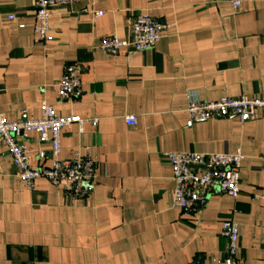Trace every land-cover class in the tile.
Instances as JSON below:
<instances>
[{"label":"crops","instance_id":"crops-1","mask_svg":"<svg viewBox=\"0 0 264 264\" xmlns=\"http://www.w3.org/2000/svg\"><path fill=\"white\" fill-rule=\"evenodd\" d=\"M240 1L77 0L53 9L55 38L41 44L35 0H0V112L37 119L46 100L60 115H79L82 126L62 130L59 157L89 155L97 168L86 200H72L44 177L28 188L3 147L0 264H221L227 219L239 223V264H264V201L253 199L264 192V109L244 121L191 120L187 112L191 96L264 97V0ZM141 13L169 25L154 48H100L110 34L131 41ZM68 63L81 70L76 98L58 94ZM130 114L135 125L125 121ZM28 146L32 165L51 164L37 132ZM238 149L237 198L214 191L198 216L173 205L166 152Z\"/></svg>","mask_w":264,"mask_h":264},{"label":"built area","instance_id":"built-area-1","mask_svg":"<svg viewBox=\"0 0 264 264\" xmlns=\"http://www.w3.org/2000/svg\"><path fill=\"white\" fill-rule=\"evenodd\" d=\"M77 0H35V32L36 41L47 44L54 40L51 31L53 9L58 6H68ZM237 8L241 1L231 0ZM103 12H96L97 16ZM15 18L14 14L9 16ZM168 24L154 18L150 14L141 13L133 20V39L127 41L117 34L103 36L100 48L109 54H118L122 49L146 51L152 49L161 40ZM80 67L68 63L58 82L60 98H76L82 93ZM41 117L37 119H21L10 121L0 112V150L5 147L18 168V175L26 186L32 189L39 178H47L55 186L64 190L72 200H86L88 186L96 179L97 168L95 160L89 156L77 153L72 158L62 159L61 133L64 127L85 122L79 115H60L54 105L46 100L40 104ZM264 109V97H224L218 100H201L198 97L189 98L187 112L191 120H209L211 118L237 116L242 121L247 118H258V111ZM128 125L137 123V116L127 115ZM98 120L94 119L93 124ZM39 135V142L50 144L49 165H32V154L28 146L30 132ZM36 156L47 159V150L39 148ZM172 167L174 188L173 205L185 209L198 216L204 209L210 195L214 191L237 198L240 194V168L244 159L241 149L235 152H196L180 151L166 152ZM256 201H264V192L253 197ZM222 236L227 239L226 257L221 264H239L236 253L239 238V223L234 219L223 222ZM188 264H199L192 262Z\"/></svg>","mask_w":264,"mask_h":264}]
</instances>
